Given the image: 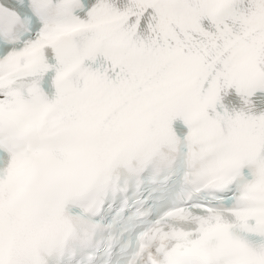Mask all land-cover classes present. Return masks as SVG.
<instances>
[{"label":"snow or ice","instance_id":"1","mask_svg":"<svg viewBox=\"0 0 264 264\" xmlns=\"http://www.w3.org/2000/svg\"><path fill=\"white\" fill-rule=\"evenodd\" d=\"M233 86L264 88V0H0V264H42L114 162L177 145L142 264H264V113L224 108Z\"/></svg>","mask_w":264,"mask_h":264},{"label":"clouds","instance_id":"2","mask_svg":"<svg viewBox=\"0 0 264 264\" xmlns=\"http://www.w3.org/2000/svg\"><path fill=\"white\" fill-rule=\"evenodd\" d=\"M40 223L42 224V226L46 230L49 238L59 234L60 226L56 222V220L54 218H52L50 209L44 210V212L42 213L41 218H40ZM92 227L95 228V226H92ZM73 238H76L75 232H72L70 235H68L66 240H64L60 245L57 246L58 249L62 250L65 242L70 240V239H73ZM79 242L81 243L82 246H87L88 244H90L91 233L89 232L87 235L79 237ZM44 254H45V252L42 254V264H44Z\"/></svg>","mask_w":264,"mask_h":264}]
</instances>
